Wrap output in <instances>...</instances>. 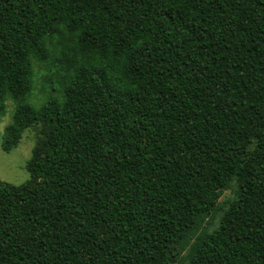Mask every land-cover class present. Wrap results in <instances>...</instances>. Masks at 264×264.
<instances>
[{
	"label": "trees",
	"instance_id": "1",
	"mask_svg": "<svg viewBox=\"0 0 264 264\" xmlns=\"http://www.w3.org/2000/svg\"><path fill=\"white\" fill-rule=\"evenodd\" d=\"M7 100L0 264H264V0H0Z\"/></svg>",
	"mask_w": 264,
	"mask_h": 264
},
{
	"label": "rangeland",
	"instance_id": "2",
	"mask_svg": "<svg viewBox=\"0 0 264 264\" xmlns=\"http://www.w3.org/2000/svg\"><path fill=\"white\" fill-rule=\"evenodd\" d=\"M38 91V87L36 92ZM32 103L34 105H39L51 99V95L49 93L36 95L33 93L31 95ZM15 112V105L11 100H7L5 102V109L3 114L0 116V180L6 182L10 185L18 186L29 180V174L25 170L26 162L28 161L32 147L34 145L35 139V129L30 128L23 132L22 137L17 144V146L13 147L9 152H4L1 148L2 145V136L4 133V129L12 122V117ZM236 188L235 183H231L230 187L226 189L220 198V202H224L227 199H232L234 197V190ZM220 212L217 213L216 217L212 216L213 219L210 224L205 223L203 225L204 228L209 231L213 228V226L217 222V217ZM186 249L181 252V258L179 264H184L182 261L186 259Z\"/></svg>",
	"mask_w": 264,
	"mask_h": 264
}]
</instances>
